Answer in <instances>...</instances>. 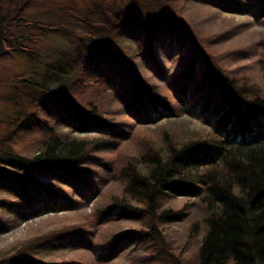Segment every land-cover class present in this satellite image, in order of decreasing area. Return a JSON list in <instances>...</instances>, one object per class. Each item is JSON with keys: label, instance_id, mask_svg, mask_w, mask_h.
Masks as SVG:
<instances>
[{"label": "trees", "instance_id": "16d2710c", "mask_svg": "<svg viewBox=\"0 0 264 264\" xmlns=\"http://www.w3.org/2000/svg\"><path fill=\"white\" fill-rule=\"evenodd\" d=\"M29 1L7 0L18 3L17 11ZM245 1L207 0L220 11L251 16L210 35L182 15L178 0H127L117 13L98 0L102 10L67 17L86 29L79 41L93 43L109 61L83 64L79 42L47 65L44 86L35 85L46 92V105L25 92L17 101L28 108L8 121L10 132L0 139V234L48 213L66 215L55 229L2 253L0 264H45L40 253L48 245L60 247L47 249L52 252L83 251L89 264H111L136 242L147 244V253L133 256V264H184L186 246L197 240L195 264H264V88L254 79L256 66L264 67V37L232 51L216 49L239 29L264 26V0ZM136 12L146 15L130 31L105 19L127 24ZM167 24L180 31H163ZM21 25L42 35L68 29L3 14L0 56L12 28ZM158 37L171 51L161 67L151 58L146 74L140 65ZM121 75L126 80L118 81ZM184 106L209 127L206 133L177 139L163 129L158 141L136 132L177 118ZM179 200L180 207L169 206ZM192 206L200 216L180 235L179 250L162 231L183 221ZM120 221L134 227L97 234Z\"/></svg>", "mask_w": 264, "mask_h": 264}, {"label": "rangeland", "instance_id": "374dc122", "mask_svg": "<svg viewBox=\"0 0 264 264\" xmlns=\"http://www.w3.org/2000/svg\"><path fill=\"white\" fill-rule=\"evenodd\" d=\"M98 0H30L28 5L23 9V11H17L18 3L12 2L8 3L7 0H0V16L5 14L6 17H25L28 23L33 24L34 22H39L40 24H57L62 25L67 30H59L58 32H52L42 35L39 29L34 26H19L17 31L15 28H12L10 31V39L5 40L4 42V53L0 56V139L6 137L9 134L8 121L20 110L27 109L28 106H25V103L22 101L20 104H17V101H20L22 98V93L27 95L36 101L43 102V94L46 92L40 91L38 87L44 86L43 82L46 81L45 69L50 62L57 59V55L61 52L69 51L80 43H83L81 49L82 63L93 62L97 63L98 60H102V64H107L108 59L105 58L102 51L96 48V45L93 43H88L85 38H81V41L77 38L80 35H83L86 29L80 26L74 20H68L67 17H72L79 19L80 17H86L91 11L90 9L94 6L99 7L98 10L102 8L97 3ZM106 7L115 8V13L119 12L121 5H126L127 0H101ZM179 5H184L182 10L184 15L189 21L196 23V25L202 28L205 34H216L224 33L228 31L230 27L245 23L251 20V16L236 14L227 11H220L214 7L207 0H178ZM242 1V0H241ZM96 3V5H93ZM249 2L245 1L246 5H249ZM144 11V10H143ZM136 16L133 18L132 22L125 24L124 21L112 22L111 19H106L110 21L109 26H121L125 30H129L132 26L135 25V20L144 19V12H136ZM163 31L174 30L179 32L180 28L176 26H171L167 24L165 27H161ZM76 30H80L77 33ZM71 30L74 32V35L69 34ZM68 31V33L66 32ZM170 31V32H171ZM230 32V31H229ZM228 32V33H229ZM166 33V32H165ZM25 35V36H22ZM32 37V39H30ZM264 37V26L259 24H254L248 28L239 29L238 33L230 36L225 42L217 45V51L222 50H234L242 45H249L250 42L259 40ZM161 38L158 37L151 42L150 50L146 51V62L143 65L139 63V59H132L134 65L139 63L141 69L145 71L146 74H150L149 67L152 66L151 58L157 60V63L160 64V67L163 64L165 56L171 51L169 49L168 43L162 45ZM80 42V43H79ZM136 43V42H134ZM130 48L134 51H140L137 47V44H132ZM30 49L35 52L36 58H30L29 55L23 51L24 49ZM124 48V45L123 47ZM136 48V49H135ZM92 52V53H90ZM90 53V54H89ZM150 59L147 61V59ZM81 62L79 63L82 64ZM82 64V65H83ZM109 64V63H108ZM118 65L117 63H115ZM99 65V64H98ZM147 67V68H146ZM156 69V68H155ZM176 68L171 69V73L175 71ZM137 74V71L132 70ZM256 82L264 88V67L263 65H257L254 72ZM138 75V74H137ZM128 77L127 75H125ZM20 78L17 80L16 78ZM129 78V77H128ZM118 79V78H117ZM26 81L32 86H28L27 83H22ZM126 80L124 76L121 75V78L118 81ZM49 87L52 85L50 82H47ZM47 86V85H46ZM49 97V96H48ZM170 97V96H169ZM173 102V98H171ZM45 104V101L42 103ZM186 107H182V113L177 118L163 119L153 125L138 126L136 132L140 130L143 133H149L153 138L161 141L160 131L166 130L174 135L177 139H185L192 137V135L204 134L208 131L209 127L203 123L195 113H186ZM66 131V130H64ZM76 137H80L79 134H73ZM130 149H132V142L128 141L127 144ZM1 150V148H0ZM2 154V152H0ZM46 199V198H45ZM61 201V200H58ZM192 202L193 200L189 198ZM183 203V200L172 202V205L180 207ZM28 205L32 207L33 200L28 201ZM191 214H189L183 221L178 224L165 226L162 233L164 237H167L168 241L173 242L174 246H177L178 249L184 245V239L180 237L181 234L190 226L191 221L194 219H199V213L196 210V206L191 207ZM11 211H17L16 207L10 209ZM89 210V209H88ZM66 214H54L48 213L41 217L33 218L24 222L23 224L17 226L11 231L0 234V258L2 253L6 254V251L17 248L19 245H23L24 242L29 241L38 237L39 235L44 234L50 229H55L60 220L64 219ZM80 221V219L78 220ZM68 225L72 223H78L77 221H69ZM134 225L125 221L118 222L115 226L110 227V230L100 229L97 234L100 238L104 234H109V231L124 232L133 228ZM172 239V240H171ZM182 244V245H181ZM200 244V241L197 240L196 244H188L186 246V252L182 258V263L184 264H195L197 248ZM14 247V248H12ZM51 246H45L44 250L40 255L45 256V264H56L57 260H73L74 262H85L89 264L91 261L88 260V256L79 250H57L60 252H52L49 249ZM54 249L53 247H51ZM56 249H60L59 246H55ZM54 249V250H56ZM147 249V244L143 245L140 242H136L135 245L130 249L131 251L124 254V256L114 261L111 264H133V256L140 257L144 255ZM135 252V253H134ZM72 261V262H73ZM83 264V263H81Z\"/></svg>", "mask_w": 264, "mask_h": 264}]
</instances>
